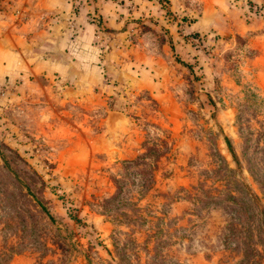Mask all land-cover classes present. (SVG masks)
<instances>
[{"label":"rangeland","instance_id":"374dc122","mask_svg":"<svg viewBox=\"0 0 264 264\" xmlns=\"http://www.w3.org/2000/svg\"><path fill=\"white\" fill-rule=\"evenodd\" d=\"M185 2L0 75V264H264V0Z\"/></svg>","mask_w":264,"mask_h":264},{"label":"crops","instance_id":"0c3cea01","mask_svg":"<svg viewBox=\"0 0 264 264\" xmlns=\"http://www.w3.org/2000/svg\"><path fill=\"white\" fill-rule=\"evenodd\" d=\"M159 1L0 0V75L16 68L63 80L83 77L77 68H84L92 79L102 51L109 48L111 57L119 56L112 45L127 35L126 19L149 15L150 4ZM185 1L169 0L176 9Z\"/></svg>","mask_w":264,"mask_h":264},{"label":"built area","instance_id":"2783aa9c","mask_svg":"<svg viewBox=\"0 0 264 264\" xmlns=\"http://www.w3.org/2000/svg\"><path fill=\"white\" fill-rule=\"evenodd\" d=\"M2 1H5L4 4H7V3H10L9 0H2ZM161 1H166V0H161Z\"/></svg>","mask_w":264,"mask_h":264},{"label":"trees","instance_id":"16d2710c","mask_svg":"<svg viewBox=\"0 0 264 264\" xmlns=\"http://www.w3.org/2000/svg\"><path fill=\"white\" fill-rule=\"evenodd\" d=\"M162 5H163V3L161 1H159V6H162Z\"/></svg>","mask_w":264,"mask_h":264}]
</instances>
